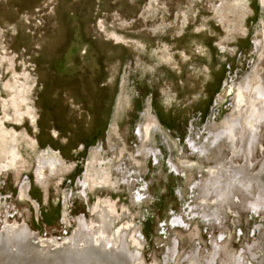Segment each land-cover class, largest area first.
Listing matches in <instances>:
<instances>
[{"label":"rangeland","instance_id":"1","mask_svg":"<svg viewBox=\"0 0 264 264\" xmlns=\"http://www.w3.org/2000/svg\"><path fill=\"white\" fill-rule=\"evenodd\" d=\"M259 96L264 0H0V238L54 264L105 219L134 264H264Z\"/></svg>","mask_w":264,"mask_h":264},{"label":"flooded vegetation","instance_id":"2","mask_svg":"<svg viewBox=\"0 0 264 264\" xmlns=\"http://www.w3.org/2000/svg\"><path fill=\"white\" fill-rule=\"evenodd\" d=\"M244 169L248 170L245 167L242 169V171L235 170L234 176L236 177L237 183L242 184L243 180L246 177H248L249 175L252 176V174L247 173L246 171H244ZM263 170H264V166H263L262 171ZM242 174H246V177L245 176L241 177ZM253 176H252L253 182L251 183L250 186H245V185H242V186L245 190H247V192L251 193V195L254 198H258L262 201L263 206H261V208H263L264 207V193L263 194L260 193V185L262 183L260 180L256 179ZM228 183L233 184V180L229 179ZM255 185H256V187H255ZM225 189H228V188L221 186L219 188V190L217 191V196L218 197H224V195L227 192ZM79 223H80L81 231H84V234L76 236L74 242H75V244H78V242L80 243V241H82L84 244L82 245L83 247L79 246V244H78L79 247L77 248V251H78L77 253L79 254L80 251L86 252L87 249L92 251V253H86L85 254L83 261L80 262V264H82L83 262H90L91 264H134L137 256H139V253L135 252V251L132 252L129 250L128 244L124 241L125 240L124 234L121 237V238H123V240H121L122 242H120V243L115 242V239L112 237H110V239H108V235L106 232L107 224H106L105 219L103 220L102 224L99 227H97L98 231H99V234H97V235L95 233H93V230H91V228L86 229L84 227L85 224L83 225V219L82 218H81V221L79 219ZM82 225H83V227H82ZM4 235H6V234L4 233ZM8 238L12 239L13 237L8 235ZM111 239H113V240H111ZM94 240H95L96 244L93 245ZM0 242H3V240H1V238H0ZM49 242L50 243H56L55 239L49 240ZM5 243H7V239L4 240L3 244H5ZM50 243H49V245H50ZM3 244H1L0 246H2ZM67 244H68L67 242H64L63 247L65 249H68V252H69V250L71 248H67ZM59 248H62V247L59 246ZM74 249H76V248H74ZM11 250H13V248H11ZM17 250L18 249L14 248V250L12 251L14 255L17 254L18 252H21L22 248L19 247L18 252H17ZM0 251H2V248H0ZM68 252H67V254H68ZM133 257H134V259L132 262ZM50 261H51V259H50ZM17 263L22 264V259L17 257L16 264ZM0 264H3V261H0ZM35 264H38V262H36ZM73 264H77V263H73Z\"/></svg>","mask_w":264,"mask_h":264},{"label":"bare ground","instance_id":"3","mask_svg":"<svg viewBox=\"0 0 264 264\" xmlns=\"http://www.w3.org/2000/svg\"><path fill=\"white\" fill-rule=\"evenodd\" d=\"M258 102V103H257ZM263 103V104H262ZM262 104V108H258L257 105H261ZM248 113L250 115H248L247 117V120L249 118H253V124L251 126H249V124H247L246 122H241V125H242V129L243 131L245 129L242 136H241V139L243 140L244 137L247 139V143H248V146L250 147V149L253 147V145L255 144V138H256V134H253L255 132V126L258 125V122L260 120V116L264 115V96H259L258 99L256 100V104H252L248 107ZM264 117V116H263ZM219 132V131H218ZM223 138V137H221ZM205 139V138H204ZM218 141V140H217ZM245 149V151L249 152L250 150H248L246 148V145L243 147V150ZM242 150V152H243ZM246 154V153H245ZM243 169V168H242ZM242 169L240 171H242ZM245 171V169H244ZM246 173V172H245ZM246 177V174H242L241 177ZM228 184V182L226 183ZM224 187H226L225 185H223ZM257 190V189H256ZM260 193L263 194L264 193V186L261 184L260 185ZM254 200L251 201L250 205L252 207L253 210L255 211H258L261 206H263V203L260 199L258 198H254ZM16 237V236H15ZM1 240H5L4 237L1 238ZM172 242V241H171ZM10 242H7L5 244H3L0 248H2V251H0V257H2V259L0 258V261H3V264L4 262L6 261V264H16V259L17 257L21 258L22 259V264H35L36 262H38V264L40 263V261H43L42 260V257H36L35 258V262H31L30 261V257H24L26 256L24 254V252L26 251L25 249H22L21 252H18L19 249L17 250V252L19 254H13V250L14 248L13 247H8L6 245H9ZM11 248H13V250H11ZM68 252V251H66ZM77 249H74V248H71L68 252V260H66L64 258V256H62L61 254L59 253H54V255H50V259L51 261L54 263V264H73V263H79L83 261V258L85 256L86 253H92V251L90 250H86V252H83V251H80L79 254L77 253ZM35 257V256H34ZM6 259V260H5ZM133 259L134 257L132 258V262H133ZM73 262V263H72ZM19 264V263H17ZM82 264H91L90 262H83Z\"/></svg>","mask_w":264,"mask_h":264}]
</instances>
